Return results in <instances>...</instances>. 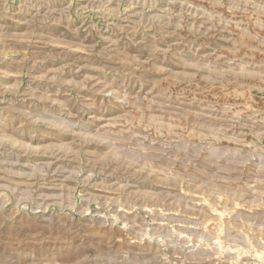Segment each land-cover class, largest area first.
<instances>
[{"label": "rangeland", "instance_id": "rangeland-1", "mask_svg": "<svg viewBox=\"0 0 264 264\" xmlns=\"http://www.w3.org/2000/svg\"><path fill=\"white\" fill-rule=\"evenodd\" d=\"M0 264H264V0H0Z\"/></svg>", "mask_w": 264, "mask_h": 264}]
</instances>
